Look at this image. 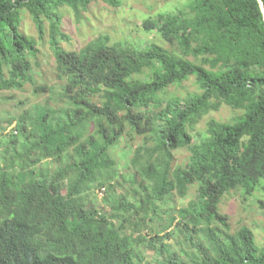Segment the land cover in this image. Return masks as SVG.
<instances>
[{"label":"trees","instance_id":"1","mask_svg":"<svg viewBox=\"0 0 264 264\" xmlns=\"http://www.w3.org/2000/svg\"><path fill=\"white\" fill-rule=\"evenodd\" d=\"M98 2L119 6L0 0V93L28 85L36 97L52 93L33 74L47 59V38L63 105L34 106L7 134L0 115V264H156L148 250L160 264H264L253 230L233 232L220 211L227 195L251 197L264 181L258 0H194L185 13L145 21L169 49L87 32L73 40L61 10L79 22ZM191 78L199 94L167 93ZM226 109L232 122L210 116ZM122 141L132 152L125 164L116 152ZM185 150L178 164L176 152ZM173 197L187 204L176 211L175 231L161 235L150 221L169 214Z\"/></svg>","mask_w":264,"mask_h":264},{"label":"rangeland","instance_id":"2","mask_svg":"<svg viewBox=\"0 0 264 264\" xmlns=\"http://www.w3.org/2000/svg\"><path fill=\"white\" fill-rule=\"evenodd\" d=\"M119 6L113 8L104 2H98L91 7L89 13L84 14L82 21H77L73 11L69 9L61 10V14L65 16V31L72 35V39L76 40V36L85 35L92 39H97L101 36H108L111 44H122L123 46L135 47L138 49L146 48L152 44H158L165 48H170L157 31L149 32L143 26V23L149 19H155L159 14L176 15L185 13L190 4L194 0H117ZM47 26V37L49 36V22ZM73 45L78 42L72 41ZM63 42L62 45H66ZM79 45V44H78ZM80 46L79 48H81ZM78 48V49H79ZM46 61H40V66L33 69V74L36 77V83L39 86L48 85L52 88V93L44 97H36L32 93L31 85H28L23 92H3L0 93V115L7 116V123H3L6 127V134L14 131L17 121L23 115H26L36 105H46L49 103L53 108H59L61 104L60 95L62 93V82L56 78L55 59L52 57L50 43L46 38L43 48ZM169 94L179 96L183 99L191 95L199 94V88L195 78L183 83L182 86H175L169 89ZM216 119H223L226 122H232L236 114L229 109L223 110L220 113H211ZM98 128V127H97ZM96 128V129H97ZM129 144L122 141L118 148L117 158L121 164L131 160L132 152L129 151ZM128 158H124L125 154H129ZM178 164L184 163L188 157V151L176 152ZM124 158V159H123ZM126 161V162H125ZM257 191L251 197H245L243 191H234L227 195L221 204L220 211L223 215L229 218L231 230L238 231L243 227H248L255 233L256 239L260 245L264 244V181L261 183ZM197 191L193 189L191 198H196ZM246 198V199H244ZM102 199L98 197L97 204H101ZM187 201H183L180 197L171 198L166 205L169 214L160 216L152 220V226L155 231L161 235H165L175 231L177 226L176 219L178 214L176 211L183 208ZM166 232V233H165ZM176 245V241L173 240ZM177 251L181 247H176ZM147 255L154 258L153 263L158 264L159 261L152 251L148 250Z\"/></svg>","mask_w":264,"mask_h":264},{"label":"clouds","instance_id":"3","mask_svg":"<svg viewBox=\"0 0 264 264\" xmlns=\"http://www.w3.org/2000/svg\"><path fill=\"white\" fill-rule=\"evenodd\" d=\"M14 130H15V128H14ZM96 194H97L98 197H100L101 199H103L104 196L106 195V188H102V189L99 188V189H97L96 190ZM150 227L152 229H154L153 226H152V221H150ZM149 233H151V231H145L144 232V234H149ZM137 237H140V235H137ZM158 264H160V263H158Z\"/></svg>","mask_w":264,"mask_h":264},{"label":"water","instance_id":"4","mask_svg":"<svg viewBox=\"0 0 264 264\" xmlns=\"http://www.w3.org/2000/svg\"><path fill=\"white\" fill-rule=\"evenodd\" d=\"M258 2H259L260 8H261V12H262L263 17H264V3H263L262 0H258Z\"/></svg>","mask_w":264,"mask_h":264}]
</instances>
